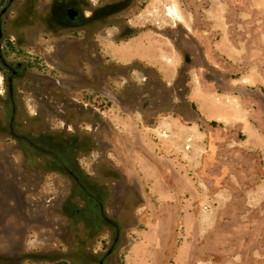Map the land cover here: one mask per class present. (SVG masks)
<instances>
[{"label":"rangeland","instance_id":"1","mask_svg":"<svg viewBox=\"0 0 264 264\" xmlns=\"http://www.w3.org/2000/svg\"><path fill=\"white\" fill-rule=\"evenodd\" d=\"M27 1L49 27L28 37L48 74L29 72L92 106L67 124L23 76L17 117L79 136L76 174L104 191L103 216L56 150L8 132L0 74V264H264V0ZM26 3L9 0L3 37Z\"/></svg>","mask_w":264,"mask_h":264},{"label":"flooded vegetation","instance_id":"2","mask_svg":"<svg viewBox=\"0 0 264 264\" xmlns=\"http://www.w3.org/2000/svg\"><path fill=\"white\" fill-rule=\"evenodd\" d=\"M25 2L27 3L22 5L21 12L28 14V20H25L27 17L19 18L8 24V32H13L15 37H3L4 35H2L0 32V74L4 77V85L7 88L5 103H10V106L12 107L11 116L8 120V132L13 134L19 140H23L22 138L24 137H32L30 140H35L38 143L32 144V146L35 147L36 150L40 152V154H48L49 148L56 150V152L53 153V156L56 158V167L62 168L65 170L64 172L70 174L71 178H73L75 182L77 181L76 184L82 188V193H80L79 196L83 201L87 200L84 210L86 212L88 210L90 211L91 214L88 216L92 220L97 216H103L102 205L100 201L103 197L104 191L99 190L97 186L94 185L91 188H87L81 184V177L76 174L77 167L75 165V160L73 159L74 152H76V149L81 150L83 147L82 144H78L80 141L79 136H70V134L65 132L50 133L47 128L39 127L40 124L44 125L45 112L39 111L33 118L25 122H22L16 114V92L18 91V88L23 85L21 81L25 79L23 76H28L31 79V86L29 88L30 90L35 89L40 92H45V94L42 95L44 108H46L51 115H58V117L66 120L67 124L71 121L75 122L77 115L81 113L84 115L86 113L85 111L78 112L75 110V108H78L79 110H85L86 107L90 108V106H92L91 96H89L88 106H71V103H69L68 100L58 95L60 82L51 77V75L54 74L53 69L50 70L49 76L51 78L48 79L39 78L38 76L34 75V73L29 72L32 70L39 72V74H48V65L41 62L42 59L38 57H31V55H33L31 52L33 48L30 43L32 38L28 37L29 35L33 34L35 27L39 25L42 28L49 27L44 21L45 16L43 14L42 18H36V11L34 10L33 5L28 4V2L31 1L25 0ZM8 3L9 0H0V19L4 14ZM62 15L65 17V21H62V24L65 25L76 24L80 17V14L76 9L69 8L68 6L63 7ZM39 16H41V14ZM56 18H58V16ZM20 19L22 22L18 23ZM55 20L58 21L59 19ZM18 55H21L22 57H18ZM13 57L17 58L15 59ZM6 59L10 60L11 64H7ZM34 82L41 83L40 87L36 85V87H38L36 89ZM84 99H86V97ZM89 108H87L88 111L90 110ZM16 131H18V133ZM72 144L74 146L72 150L66 146ZM84 193L88 195H85Z\"/></svg>","mask_w":264,"mask_h":264},{"label":"bare ground","instance_id":"3","mask_svg":"<svg viewBox=\"0 0 264 264\" xmlns=\"http://www.w3.org/2000/svg\"><path fill=\"white\" fill-rule=\"evenodd\" d=\"M176 13V15H177V12H175ZM170 17H175V15L172 13L171 15L170 14H168Z\"/></svg>","mask_w":264,"mask_h":264},{"label":"trees","instance_id":"4","mask_svg":"<svg viewBox=\"0 0 264 264\" xmlns=\"http://www.w3.org/2000/svg\"><path fill=\"white\" fill-rule=\"evenodd\" d=\"M213 124H215V123H213Z\"/></svg>","mask_w":264,"mask_h":264}]
</instances>
